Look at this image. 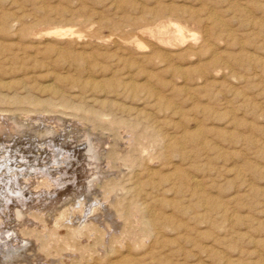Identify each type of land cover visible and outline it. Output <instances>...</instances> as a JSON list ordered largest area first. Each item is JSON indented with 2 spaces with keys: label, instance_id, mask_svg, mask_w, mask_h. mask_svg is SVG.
Instances as JSON below:
<instances>
[{
  "label": "rangeland",
  "instance_id": "obj_1",
  "mask_svg": "<svg viewBox=\"0 0 264 264\" xmlns=\"http://www.w3.org/2000/svg\"><path fill=\"white\" fill-rule=\"evenodd\" d=\"M3 168L0 264H264V0H0Z\"/></svg>",
  "mask_w": 264,
  "mask_h": 264
},
{
  "label": "bare ground",
  "instance_id": "obj_2",
  "mask_svg": "<svg viewBox=\"0 0 264 264\" xmlns=\"http://www.w3.org/2000/svg\"><path fill=\"white\" fill-rule=\"evenodd\" d=\"M163 28H164V27H163ZM175 28H177V27H175ZM175 28H174V29H175ZM176 31H177V35H175V36H176V38H177L178 40H180L181 37H182V36H181V31H182V30H179V28H177ZM160 41L162 42V40H160ZM165 45H166V44H165ZM61 134H62V133H61ZM9 148H10V147H9ZM41 148H42V147H41ZM3 150H4V148H3ZM47 150H48V149H47ZM34 151H35V150H34ZM36 151H37V150H36ZM72 151H73V150H72ZM74 151H75V150H74ZM66 153H67V152H66ZM15 154H16V153H15ZM19 154H20V153H19ZM70 154H71V153H70ZM80 154H81V153H80ZM33 156H34V155H33ZM63 158H64V157H63ZM26 159H27V158H26ZM48 159H49V158H48ZM63 160H64V159H63ZM63 160H62V161H63ZM83 160H84V159H83ZM15 161H16V160H15ZM59 161H60V160H59ZM62 161H61V163H62ZM65 162H66V161H65ZM73 162H74V161H73ZM3 165H7V164H3ZM8 165H9V164H8ZM8 165H7V166H8ZM69 165H70V164H69ZM13 166H14V164H13ZM25 166H26V165H25ZM1 167H2V166H1ZM3 167H4V166H3ZM8 167H9V166H8ZM38 167H39V166H38ZM19 168H20V167H19ZM28 168H29V167H28ZM3 169H4V168H3ZM3 169H1V170H3ZM17 169H18V167H17ZM25 169H26V167H25ZM5 170H6V169H4L3 172L0 173V177H1L0 179H2V180H4V179L6 180L8 176H9L10 178L13 177V179H14L15 177L17 178V176L19 175L18 172H17L18 170L15 171L16 169H14V170H13V169H12V170L10 169V171H9V168H8V173H5ZM54 170H55V169H54ZM6 171H7V170H6ZM51 171H52V170H51ZM48 172H49V171H48ZM54 173H55V171H54ZM50 174H51V173H50ZM19 176H20V175H19ZM23 177H24V176H23ZM23 177H22V178H23ZM10 178H9V179H10ZM19 178L21 179V177H19ZM25 178H26V176H25ZM25 178H24V179H25ZM34 178H35V177H34ZM11 179H12V178H11ZM13 179H12V180H13ZM28 179H29V178H28ZM5 180H4V181H5ZM12 180H11V181H12ZM22 181H23V179H22ZM0 182H1V181H0ZM12 182H13V181H12ZM12 182L9 181L10 184H11ZM16 182L18 183V181H16ZM19 182H20V181H19ZM66 182H67V181H66ZM1 183H3V182H1ZM9 183H8V184H9ZM13 183L16 184L15 182H13ZM10 184H9V185H10ZM14 184L11 185L13 188L15 187V186H13ZM20 184H21V183H20ZM25 184H26V183H25ZM0 185H1V184H0ZM5 185H6V184H4V186H5ZM23 185H24V184H23ZM60 185H61V184H60ZM2 186H3V185H2ZM21 186H22V185H21ZM21 186H20V187H21ZM25 186H26V185H25ZM6 187H7V186H6ZM8 187L10 188V186H8ZM20 187H19V185H17V188H18V189H16V191H15V189H13V190L11 191V193L16 194V195H17V194H18V195L23 194L24 191H23V193H21L22 188H20ZM4 188H5V187H4ZM64 188H65V186H64ZM2 189H3V187H2ZM10 189H11V188H10ZM81 189H82V188H81ZM90 189H91V188H90ZM4 190H6V188H5ZM7 190H8V189H7ZM65 190H67V188H66ZM2 191H3V190H2ZM3 192H4V191H3ZM66 192H67V191H66ZM8 193H10L9 190H8ZM6 194H7V193H6ZM33 194H34V193H33ZM31 199H32V198H31ZM10 201H11V199H6V200H5V203H6V204L0 206V208H1V210H3V211L6 213L7 216H12L13 218H14V217L16 218V217H18V216L20 215V213H19L18 209H15V206H14L12 209L9 208V207H10V206H9V202H10ZM18 204H19V203H18ZM19 205H20V204H19ZM21 205H22V203H21ZM75 206H76V205H75ZM81 206H82V205H81ZM68 209H69V208H68ZM67 212H68V210H62V212H60V213L63 214V217H64V215H67ZM68 214H69V213H68ZM71 214H72V213H71ZM4 216H5V215H4ZM59 216H60V214H59ZM67 216H68V215H67ZM67 216H65V217H67ZM12 217H11V218H12ZM61 217H62V216H61ZM61 219H62V218L55 220V224H61V221H63V220H61ZM66 219H68V218H66ZM8 220H9V219H8ZM13 221H14V220H13ZM13 221H12V222H13ZM69 221H70V220H69ZM9 225H11L10 222H9ZM61 225H62V224H61ZM1 226H3V225H1ZM57 226H58V225H57ZM82 226H83V225H82ZM3 227H4L5 229H4V230H3V229L0 230V235H2V239H10V238L12 237V233H11L12 230H11L10 228L6 227V226H3ZM5 244H7V243L5 242ZM11 244H12V243H11ZM11 244H10V245H11ZM10 245H8V247H6V248H8V249L11 248Z\"/></svg>",
  "mask_w": 264,
  "mask_h": 264
}]
</instances>
